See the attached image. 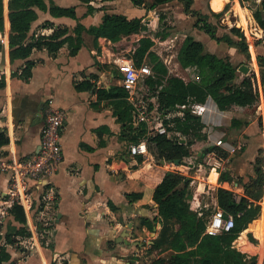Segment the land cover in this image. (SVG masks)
Returning <instances> with one entry per match:
<instances>
[{"label":"crops","instance_id":"1","mask_svg":"<svg viewBox=\"0 0 264 264\" xmlns=\"http://www.w3.org/2000/svg\"><path fill=\"white\" fill-rule=\"evenodd\" d=\"M2 1L4 21L0 36H4L7 43L0 44V80L4 81V86L0 88V134L7 138V143L0 144V150L21 158L36 153L39 150L44 108L49 106L66 111L61 134L63 160L50 178L30 181L34 187L32 213L28 211L26 214L23 210L26 218L24 227L28 234L17 237L18 242L14 244L1 240L0 244L6 246L10 255L9 260L3 264H151L153 259L149 258L148 252L161 224L157 221L150 229L141 224V220H153L157 216L153 190L165 171H177L180 166L188 170L195 168L194 175L186 174L190 178L188 190L191 197L188 203L195 200L196 196L208 193L210 189L216 203V189L222 185L219 177L221 172L227 173L232 178L231 182H238L234 177H240L242 182H246L252 175H246L247 167H253L259 150L262 151L264 162V68H260L256 60V56L264 55V52L255 53L250 48L248 65L235 64L232 61L231 46H224L222 40L212 39L195 26L193 17L184 12L180 0H169L158 7L167 11L172 1L179 2L175 5L177 11L168 12L169 20L163 27L166 18L164 13L161 20V13L157 14V9L147 10L134 5L131 0H88V4L94 8L91 13H87V3L82 0H44L47 7H73L77 19L53 16L48 10L35 8L36 19L31 23L23 44L34 42L58 28L67 29L62 38L70 36L75 40L74 29L78 22L86 28L98 25L105 13L140 18L144 29L117 41L83 33L82 44L74 54L70 53L72 46L69 42L64 41L56 51H49L45 47L33 48L26 59H17L12 63L9 59L8 0ZM211 1L192 0L191 8L205 15L216 27V31L220 22H229L231 12L239 16L241 26V12L246 13L248 23L253 18L252 12L239 0H232L231 3L221 0L218 9L212 8ZM238 6L241 8L239 11ZM253 21L264 32L254 18ZM232 27L238 28L234 24L230 29ZM215 35L222 36L216 32ZM186 36L200 41L205 52L220 58L228 56L236 67L235 82L245 76L250 77L258 94L254 113L219 110L210 97L202 103H196L202 107L198 115L203 135L214 134L230 142L235 146V152L240 146V157L230 162L228 157L234 155L224 152L228 155L225 160L223 158L222 169L207 170L201 161L174 165L154 159L151 153L148 157L131 155L128 152L131 142L125 137L127 133L118 121L110 99L97 98L98 89H124L112 63L115 56L120 54L116 50V43L123 40L133 44L134 52L138 45L135 38H149L152 41L150 51L163 62L169 73L179 76L185 82L193 80L178 60V52ZM101 54L103 58L98 61L97 55ZM26 60H31L34 66L30 77L25 80L19 75ZM143 61L149 63L148 56ZM242 65L247 66L246 73L239 70ZM84 82L91 83L92 87L83 90L75 88V84ZM146 99L152 114H156L163 124L172 123L178 113H183L184 109L178 105L161 113L154 96L147 92ZM232 119H237L240 124L230 127ZM131 124L134 126L132 121ZM200 154L198 152V156ZM205 170L206 173H203ZM7 180L8 174L0 173V193L5 191ZM237 185L233 183V191L241 195L242 185L240 188ZM228 188L232 189L230 184ZM130 194L137 197L131 198ZM216 207L219 208L217 203ZM196 212L202 213L201 206ZM262 213L264 206L260 209L259 218ZM6 215L12 217V222L5 231L0 230L3 238L7 232L21 226L10 212ZM259 244L263 251L262 254L260 249L257 251V264H262L264 236ZM14 245H20L19 249H14ZM168 252H158V256Z\"/></svg>","mask_w":264,"mask_h":264},{"label":"trees","instance_id":"2","mask_svg":"<svg viewBox=\"0 0 264 264\" xmlns=\"http://www.w3.org/2000/svg\"><path fill=\"white\" fill-rule=\"evenodd\" d=\"M87 3V13H91L94 8L88 4V0H82ZM169 0H131L134 5L142 6L147 10H153L157 6L168 2ZM184 6V12L195 16V26L207 33L216 41L223 40L230 45H236L242 51L247 53V42L236 27L230 30L239 37L234 41L228 34L221 37L215 35L216 27L208 21L207 17L199 11L191 8L192 0H180ZM231 3L232 0H228ZM241 4L252 1L254 3L252 16L258 25L264 30V0H239ZM228 3V4H229ZM211 6L218 9L221 6V0H212ZM8 19L10 25L9 33V59L14 62L17 59H26L33 48L45 47L49 51H56L64 41H68L72 46L71 54H74L82 44L81 35L87 33L93 37L103 36L111 41H117L123 36L136 33L144 29L140 18H127L121 14L105 13L98 25H92L86 28L81 23H77L74 33L75 40L70 36H64L67 33L66 28H58L47 36H42L34 42L23 44L31 23L36 19L35 8L48 10L53 16H68L76 18L73 7H59L50 5L47 7L44 0H8ZM227 5L224 6V9ZM241 8L238 6L237 11ZM240 18L243 28L248 30V19L245 12H241ZM3 1L0 0V30L3 28ZM163 16L160 15V19ZM250 19V17H249ZM251 22V19H250ZM61 38V39H60ZM152 41L149 38L142 37L138 41L132 58L136 66H139L144 57L148 56L149 63L154 72V76H145L142 81L144 89L150 95L156 98L158 109L161 113H166L174 109L177 105H185L183 115L174 117L172 123L164 122L168 131H176L184 135L183 138L175 136L168 137L165 134H154L148 138V150L156 160H163L166 163H172L178 159L191 156V145L197 139L204 138L201 119L199 115L191 112V105L202 103L207 97H210L219 110H233L242 113H254L258 101V94L253 88L250 77H244L239 82H235L236 67L229 61V57H217L214 54L204 51L203 44L191 36H186L178 52V60L183 68L194 78L185 82L179 76L169 73L163 62L152 52L150 47ZM257 64L264 68V55L256 56ZM34 63L26 60L19 75L22 79H27L31 75ZM4 86V81L0 80V88ZM92 84L89 82L77 83V90L90 89ZM126 90L120 87H110L108 89H98V99H110L114 106L118 121L126 131V139L131 142H137L145 133L144 124L132 126L131 124V106L125 100ZM240 122L232 119L230 127H237ZM7 143V138L0 134V144ZM213 147H207L201 151L198 161L203 157L207 150ZM262 151L259 150L255 159L253 169L254 175L242 182L237 180L243 187V193L237 195L228 185L232 178L225 172L220 173L222 185L216 189L217 206L226 215L233 217V227L229 232H223L218 235L204 234L205 222L190 209L188 199L191 193L188 190L190 178L178 171H165L161 180L155 184L153 190V201L157 204V216L150 219H142L141 224L148 228L158 221L161 227L157 236L153 240L150 251L161 252L169 250L164 256L155 257L151 264H191L193 261L197 264H257V252L252 247L258 243L255 236V230L251 228L260 213V202L264 194V172ZM131 198L137 195L130 194ZM15 221L21 226L12 232H7L3 236L0 234V242L4 239L5 243H17V237H23L28 234L24 225L26 218L20 205H13L9 208ZM256 233L264 236V225L256 229ZM255 248V247H254ZM262 247L260 253L262 254ZM246 253H251L246 258ZM10 258L6 246L0 244V264L8 261ZM264 264V257L263 262Z\"/></svg>","mask_w":264,"mask_h":264},{"label":"built area","instance_id":"3","mask_svg":"<svg viewBox=\"0 0 264 264\" xmlns=\"http://www.w3.org/2000/svg\"><path fill=\"white\" fill-rule=\"evenodd\" d=\"M135 40L138 42L139 38H135ZM6 43V38L0 36V44L5 45ZM101 58H103L102 54L97 55L98 61ZM112 63L120 75L121 86L127 92L126 99L131 106L133 125L144 124L146 128L142 137L137 142L129 145L128 152L131 155L142 157L151 156L147 143L148 138L154 134H165L168 137L180 138L179 132L168 131L167 125L159 122L158 116H153L149 108L146 99L147 91L144 89L142 81L145 76H154L151 65L143 61L139 66H136L132 56H126L122 53L116 55ZM178 106L182 109L186 107L185 105ZM201 111L202 107L198 104L191 105L193 114L198 115ZM182 115V112L178 113V116ZM65 118L66 111L64 109L49 106L44 108L39 150L30 156L16 157L0 150V173L8 174L7 187L5 191L0 193V218L8 214L9 208L15 204L20 205L24 212L28 214L34 202V187L30 185V181L46 180L57 171L63 160L61 134ZM206 139L209 143L208 147L213 148L205 152L203 163L209 165L212 169H222L224 160L222 157L217 156L218 152L233 154L235 146L214 134H208ZM232 227L233 217L224 214L218 208L205 223L204 234L218 235L229 232Z\"/></svg>","mask_w":264,"mask_h":264},{"label":"rangeland","instance_id":"4","mask_svg":"<svg viewBox=\"0 0 264 264\" xmlns=\"http://www.w3.org/2000/svg\"><path fill=\"white\" fill-rule=\"evenodd\" d=\"M179 1V0H178ZM179 3V2H177ZM176 1H172L171 3V8L170 9H167L166 10H162V9H159L158 7L160 6H157L155 9H157V14L161 13L160 15H162L164 13L165 15V20L163 21V24H162V27L167 25V21L169 20V14L168 12H171L172 10H175L177 11V9L175 8V5L177 4ZM243 6H246L250 12L252 11L251 9H253L254 7V3L252 1L250 2H244L242 4ZM182 6V4H181ZM182 8V7H180ZM250 14V13H249ZM171 16H172V13H171ZM193 17V20L192 22H196V17L195 16H191ZM251 17V15H250ZM172 18V17H171ZM228 19H229V22H227L226 24H223V23H219V26H217V31H216V34H218L219 36H221L223 33H228L232 38H234L235 40H239V37L237 35H235L231 30H230V26H232L233 24L235 26H237L240 30V32L243 34L246 42H247V53L242 51V49H240L238 46L236 45H230L228 44L227 42L223 41L222 40V44L224 46H227L228 48H230L229 46H231V56L233 57L232 58V61L235 63V64H239V63H244V64H247L248 65V55L250 57V48H252V50L254 49V52L255 53H258V52H264V32L262 30H259L258 29V26L254 23L253 21V18L251 17V22L249 23V26H248V30L246 31L243 26H241V23L239 21V16L234 14V12H231V15L228 16ZM162 20V19H161ZM224 25V26H223ZM163 28H160V30H162ZM116 50L119 51L120 53L122 54H126V56H132L134 54L133 50H134V46L131 42L128 43V41L126 42L125 40L123 41H120L118 43H116ZM249 53V54H248ZM135 64V63H134ZM149 64V63H148ZM156 114H153V116H155ZM156 117V116H155ZM179 137L183 138L184 135L180 134ZM204 138L202 139H197L195 140V142L193 143V145L190 147L191 148V156L189 157H186L184 158L183 160L185 162H188V163H194L196 164L198 162V152H201L203 150H205L206 147L209 146V143L206 139V136L204 135L203 136ZM235 153V154H234ZM233 155L234 156H229V162L231 161V159H236L237 157H240V146L238 145V148L236 149V152H234ZM228 154H224L222 152H218L217 156L218 157H222L224 158V160L226 159L225 157H227ZM205 158V154L203 155V157L200 159L201 162H203ZM227 162V163H229ZM226 163V164H227ZM253 164V163H252ZM205 168L208 170L210 168L209 165L205 164ZM178 172L182 173V174H187V175H194V171H195V168L194 169H191V170H188L185 166H180L179 168L176 169ZM203 173H206V170L205 171H202ZM212 172V171H211ZM247 174H252L251 176L253 177L254 173H253V167H247ZM263 172H264V162H263ZM211 175V173H210ZM234 179H237L239 180V178H236L234 177ZM233 183H238L237 187L240 188V183L239 182H230V187L232 188L231 190L233 191ZM245 183H248V182H245ZM196 185V183H195ZM242 188V193H243V187ZM234 193H236L237 195H240L239 193H237L238 191H233ZM199 198V199H198ZM201 199V201H199L198 203V200ZM196 199L193 200V201H190L189 203V206L191 207L190 209L192 211H196L197 208L199 206H201L202 208V213L201 214H198L199 216H201V218L204 220V222L206 223L209 218L211 217V215L213 213H215V211L218 209L216 207V203L213 199V192L212 190L210 189L208 191V193L204 194L203 196L200 194L199 196H196ZM264 200L261 201V204L260 206L263 207L264 205H262V202ZM264 204V202H263ZM33 207V206H32ZM32 209V208H31ZM29 210L30 214L32 213V210ZM12 222V217L10 215H3V218H0V230L1 231H5V229L7 227L10 226ZM264 225V213H262L260 215V218L258 217L254 222H252L251 224V228H253L255 230V236L257 238V241L258 243H260V241H262V237H260L256 232V229L258 227H262ZM259 236V237H257ZM258 243H256V245L254 247H252L254 249V251H259L260 247V244L258 245ZM27 245V244H26ZM20 245H14L13 248L14 249H19ZM21 247H23V245H21ZM150 252V253H149ZM148 254H150V259H154V257H158V253L155 251V252H152L149 251ZM246 258L248 259L249 256H251V253H246ZM191 264H197V262L193 261Z\"/></svg>","mask_w":264,"mask_h":264},{"label":"water","instance_id":"5","mask_svg":"<svg viewBox=\"0 0 264 264\" xmlns=\"http://www.w3.org/2000/svg\"><path fill=\"white\" fill-rule=\"evenodd\" d=\"M239 70L242 72V73H246L248 71V68L246 65H242L240 66ZM163 161V160H162ZM174 165H180V164H183V165H188L185 161H180L178 159L174 160L172 162ZM191 165V164H189Z\"/></svg>","mask_w":264,"mask_h":264}]
</instances>
